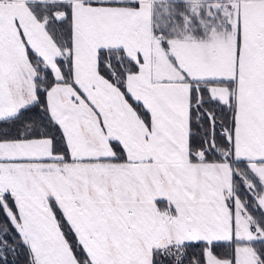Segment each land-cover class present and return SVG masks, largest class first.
Returning <instances> with one entry per match:
<instances>
[{
	"label": "snow or ice",
	"instance_id": "6c2138e0",
	"mask_svg": "<svg viewBox=\"0 0 264 264\" xmlns=\"http://www.w3.org/2000/svg\"><path fill=\"white\" fill-rule=\"evenodd\" d=\"M0 264H264V0H0Z\"/></svg>",
	"mask_w": 264,
	"mask_h": 264
}]
</instances>
